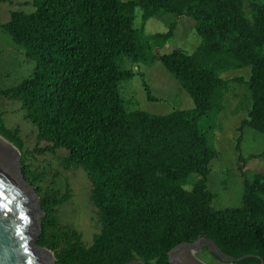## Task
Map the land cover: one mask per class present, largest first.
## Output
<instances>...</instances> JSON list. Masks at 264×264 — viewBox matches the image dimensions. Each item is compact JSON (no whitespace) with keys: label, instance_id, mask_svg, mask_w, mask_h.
Wrapping results in <instances>:
<instances>
[{"label":"trees","instance_id":"trees-1","mask_svg":"<svg viewBox=\"0 0 264 264\" xmlns=\"http://www.w3.org/2000/svg\"><path fill=\"white\" fill-rule=\"evenodd\" d=\"M32 5L31 12H12L2 26L37 61L35 72L0 93L21 100L26 118L37 126L33 151H67L66 167L86 170L102 223L92 245L79 231L58 228L57 207L71 193L44 190L26 164L21 129L8 128L0 111V135L23 152L24 175L41 199L38 245L54 252L56 264H171L172 249L207 236L229 256L245 257L232 264H264V173L246 178L242 207L216 209L208 178L218 154L201 128L228 84L220 73L251 67L249 81L237 80L247 84L253 101L240 130L250 126L264 134V0H32ZM138 10L145 22L167 14L191 17L200 46L194 53L175 49L157 57L155 48L167 45L177 23L147 35L137 26ZM156 60L182 83L195 108L161 115L139 103L128 106L121 85L140 73L129 64Z\"/></svg>","mask_w":264,"mask_h":264},{"label":"rangeland","instance_id":"rangeland-1","mask_svg":"<svg viewBox=\"0 0 264 264\" xmlns=\"http://www.w3.org/2000/svg\"><path fill=\"white\" fill-rule=\"evenodd\" d=\"M18 10L33 11L32 0H0V90L18 87L36 69L37 61L28 57L26 48L15 43L13 36L2 26L11 20L12 12ZM136 16L137 26L147 35L166 32L173 22L177 23L174 36L167 45L155 48L157 57L175 49L194 53L201 44L196 21L189 16L167 14L146 22L142 20L141 11L138 10ZM129 67L140 70L136 77L121 85L123 98L129 107L139 103L144 111L161 115L175 109L196 107L190 93L161 61L156 60L153 65L141 63L140 67L137 63H131ZM220 75L228 84L218 99L216 111L201 121L210 146L218 154L211 165L208 186L214 194L213 206L216 209L238 208L244 203L246 178L252 180L257 173H264V134L250 126L240 130L253 101L247 84L237 80L249 81L251 67L223 71ZM146 84L156 101L149 99ZM0 111L8 128L21 129L26 164L44 190L52 189L59 195L68 191L71 193L70 199L57 207L58 228L77 230L82 233L84 242L92 245L94 236L101 232L102 223L99 209L91 198L93 183L86 170L83 167H66L63 158L67 151H33L38 145V128L26 118L27 112L22 108L21 100L0 93ZM23 152L20 151V165H23ZM261 154L262 157H252ZM197 254L211 264H232L213 259L212 255H219L210 250L207 242Z\"/></svg>","mask_w":264,"mask_h":264},{"label":"water","instance_id":"water-1","mask_svg":"<svg viewBox=\"0 0 264 264\" xmlns=\"http://www.w3.org/2000/svg\"><path fill=\"white\" fill-rule=\"evenodd\" d=\"M44 215L36 187L26 179L20 150L0 135V264H56L53 251L38 245ZM210 246L224 261L236 262L211 238L182 243L169 253L171 264H211L197 252ZM127 264H145L133 261Z\"/></svg>","mask_w":264,"mask_h":264}]
</instances>
